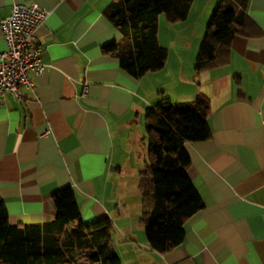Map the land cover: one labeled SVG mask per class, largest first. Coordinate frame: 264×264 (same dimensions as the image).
<instances>
[{"label": "crops", "instance_id": "obj_1", "mask_svg": "<svg viewBox=\"0 0 264 264\" xmlns=\"http://www.w3.org/2000/svg\"><path fill=\"white\" fill-rule=\"evenodd\" d=\"M114 0H0L49 12L36 31L41 75L22 99L0 97V198L13 226L54 220L71 187L84 225L109 219L122 264H264V0H192L185 20L158 17L164 66L133 79L102 48L123 43L104 12ZM247 18L218 63L197 71L200 42L221 3ZM5 48L0 28V52ZM208 99L210 137L185 144L202 209L183 243L159 254L141 225L138 172L147 163L146 108ZM146 151V154H145ZM76 223L69 224L74 228Z\"/></svg>", "mask_w": 264, "mask_h": 264}, {"label": "trees", "instance_id": "obj_2", "mask_svg": "<svg viewBox=\"0 0 264 264\" xmlns=\"http://www.w3.org/2000/svg\"><path fill=\"white\" fill-rule=\"evenodd\" d=\"M244 8L249 0H234ZM192 0H114L104 15L119 30L123 43H109L104 54L117 58L119 67L137 80L160 70L167 51L157 39L158 17L168 23L187 18ZM247 22L226 3L218 5L203 36L196 62L197 71L218 63L239 28ZM208 99L197 96L191 103L163 99L144 111L147 163L138 172L141 225L149 248L165 254L180 246L183 225L202 209L201 200L186 168L185 144L207 140ZM56 215L42 224L13 226L0 198V264H73V251L82 252L89 264H122L110 246L112 223L103 219L84 225L71 187L52 196ZM76 223L74 228L69 224Z\"/></svg>", "mask_w": 264, "mask_h": 264}, {"label": "built area", "instance_id": "obj_3", "mask_svg": "<svg viewBox=\"0 0 264 264\" xmlns=\"http://www.w3.org/2000/svg\"><path fill=\"white\" fill-rule=\"evenodd\" d=\"M49 12L36 4H13L10 15L0 22L5 48L0 52V97L22 99L23 89H32L30 74L44 71L42 48L37 44L36 31Z\"/></svg>", "mask_w": 264, "mask_h": 264}, {"label": "rangeland", "instance_id": "obj_4", "mask_svg": "<svg viewBox=\"0 0 264 264\" xmlns=\"http://www.w3.org/2000/svg\"><path fill=\"white\" fill-rule=\"evenodd\" d=\"M159 20L162 21V17H159ZM176 103V102H175ZM146 154V151H145ZM72 257L74 258L73 264H89L85 258L82 252L79 251H73Z\"/></svg>", "mask_w": 264, "mask_h": 264}]
</instances>
